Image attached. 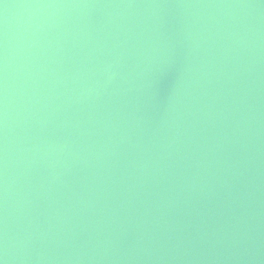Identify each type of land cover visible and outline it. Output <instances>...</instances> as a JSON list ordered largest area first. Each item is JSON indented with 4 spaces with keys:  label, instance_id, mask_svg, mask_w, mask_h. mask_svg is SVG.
<instances>
[{
    "label": "water",
    "instance_id": "obj_1",
    "mask_svg": "<svg viewBox=\"0 0 264 264\" xmlns=\"http://www.w3.org/2000/svg\"><path fill=\"white\" fill-rule=\"evenodd\" d=\"M3 264H264V0H0Z\"/></svg>",
    "mask_w": 264,
    "mask_h": 264
},
{
    "label": "snow or ice",
    "instance_id": "obj_2",
    "mask_svg": "<svg viewBox=\"0 0 264 264\" xmlns=\"http://www.w3.org/2000/svg\"><path fill=\"white\" fill-rule=\"evenodd\" d=\"M0 264H3V261L2 260H0Z\"/></svg>",
    "mask_w": 264,
    "mask_h": 264
}]
</instances>
